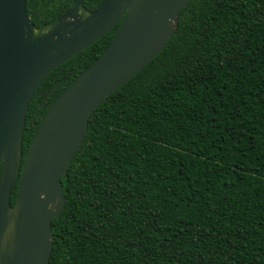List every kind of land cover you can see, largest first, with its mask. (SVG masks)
Listing matches in <instances>:
<instances>
[{"label":"trees","instance_id":"trees-1","mask_svg":"<svg viewBox=\"0 0 264 264\" xmlns=\"http://www.w3.org/2000/svg\"><path fill=\"white\" fill-rule=\"evenodd\" d=\"M71 2L26 10L39 27ZM119 24L37 87L23 155ZM60 181L47 264H264V0H189L165 47L94 109Z\"/></svg>","mask_w":264,"mask_h":264},{"label":"water","instance_id":"water-1","mask_svg":"<svg viewBox=\"0 0 264 264\" xmlns=\"http://www.w3.org/2000/svg\"><path fill=\"white\" fill-rule=\"evenodd\" d=\"M189 0H72L36 27L26 0H0V264H47L51 221L65 204L61 177L80 147L94 109L171 39ZM104 51L54 98L22 153L27 110L40 83L118 21ZM16 197L11 204L12 188Z\"/></svg>","mask_w":264,"mask_h":264}]
</instances>
